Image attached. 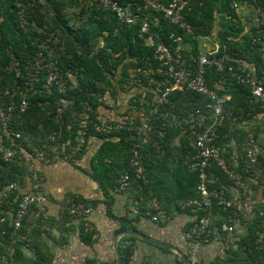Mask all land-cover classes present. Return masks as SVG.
I'll use <instances>...</instances> for the list:
<instances>
[{
  "label": "trees",
  "instance_id": "obj_1",
  "mask_svg": "<svg viewBox=\"0 0 264 264\" xmlns=\"http://www.w3.org/2000/svg\"><path fill=\"white\" fill-rule=\"evenodd\" d=\"M22 1L28 20V24L24 27L21 24L20 9L16 1L0 0L1 85L4 89L18 88L27 92L23 74H26V66L39 52H43L45 57L58 63L67 81L66 91L60 93L55 88L50 90L43 88L45 83V75H43L41 82L27 93L29 110L23 114L15 113L13 124L22 133L24 140L21 144L25 152L32 153L35 148L53 152L51 146H54L59 149L61 155H66L82 132L88 129L87 139L91 135H99L106 142L100 150L97 164L94 165L96 177H99L102 170L105 172L110 170L103 168L104 158L115 151V146L123 153V162L126 169L130 170L128 133L122 131L97 134L95 127L102 122L99 107L103 105L104 96L107 93L114 96L119 87H124L130 75L129 69L147 67L148 64L157 65L153 58L154 47L147 45L146 36H141L138 26L121 27L112 11L90 7L91 0ZM118 1L129 8L141 4L140 0ZM159 1L168 3L170 0ZM254 4L264 10V0H256ZM184 14L194 28V36H185L182 29L164 18L152 29V33L159 35L168 45L174 46L176 44L174 39L184 36L182 54L192 70L199 55V41L196 37L209 38L216 29L219 15L221 45L217 57L227 55L239 63H251L255 66L257 76H261L260 47L252 43L258 29L255 28L252 32L241 36L244 26L237 21L232 0H203L202 5L195 4ZM101 42L103 46L100 45ZM17 62L19 65L15 66ZM232 64L237 66L236 63L227 61V68ZM207 81L210 88L220 97L225 95L232 97L224 103L226 109L233 111V115L227 117L226 124L220 129L217 145L222 147L224 133L239 115V109L243 108L246 115L252 112L253 106L260 108L264 103L254 104L249 88L238 83L236 79H230L227 70L219 72L216 67H208ZM139 98L140 96L137 95V99ZM205 103L203 96L195 92L185 90L172 93L169 103L163 107L164 111H168L169 117L153 122V140L142 149L143 164L147 167L145 173L150 178V185L143 186L142 183H136L145 193L154 189V195L167 212L171 204L179 205L197 197L198 175L188 169L196 154L189 139L192 127L190 119L192 113L198 109L206 114ZM85 113H88V118L85 117ZM53 133L57 135V141L52 143L48 138ZM112 136H117L119 140L111 142L108 139ZM179 138L182 145L175 147V142ZM154 163L164 168L163 172L166 176L162 178L165 180L161 178L162 171L157 173L153 171ZM259 163L261 164L257 166L264 172L263 156H260ZM170 164L174 165L173 169ZM237 169L242 173L245 183L253 180L254 168L249 167L245 159L240 160ZM28 171L24 161L19 159L5 161L0 157V219L2 216L7 218L6 222L0 224V229L4 228L6 233L4 247H0L1 253L10 247L15 248L16 255L21 253L22 246L18 244L17 235H12L14 229L11 221L24 194L17 190L9 192L7 197H4V193L7 185L20 180ZM209 173L211 190L224 188L227 190L234 185V182L216 166H213ZM157 179H160L161 184L169 187L162 186V189L158 190ZM260 182L259 180L258 184ZM226 194L230 197L228 190ZM74 201L82 202L77 198ZM259 212H264V205L256 206L254 216L241 217V224L246 228L245 233L243 235L234 233L230 247H225L226 257L215 259L210 264H264V250L257 249L259 235L264 232V217L259 216ZM9 216L13 217L10 219ZM229 216L230 210H225L216 202L213 228L221 229L222 223L226 222ZM36 221L42 222L43 218ZM191 225L185 231L189 230ZM24 229H22L23 235L27 232ZM18 236L20 237L21 234ZM88 237L91 240V236ZM131 256L132 247H127L123 264H129ZM182 263L183 261L180 260V264Z\"/></svg>",
  "mask_w": 264,
  "mask_h": 264
},
{
  "label": "built area",
  "instance_id": "obj_2",
  "mask_svg": "<svg viewBox=\"0 0 264 264\" xmlns=\"http://www.w3.org/2000/svg\"><path fill=\"white\" fill-rule=\"evenodd\" d=\"M20 9L21 24H28L26 8L22 0H15ZM256 2V0H253ZM134 8L124 6L118 0H91L90 7H97L102 11H112L117 23L121 26H138L141 36H146V43L154 47L153 58L157 65L148 64L147 67L129 69V78L124 87L131 89L134 94L130 97V107L115 121H102L96 125L97 134H113L126 131L130 142V170L125 171L117 181V189L125 191L132 182L137 181L143 186L149 183L143 164L142 149L153 140V122L168 118V111H164L170 101V95L176 91L195 92L206 100L204 104L206 114L200 109L192 113L190 122L192 124L189 139L196 150L195 156L188 165L191 172H196L199 183L197 186V197L186 201L182 208L189 210L194 217L190 229L184 231L183 237L191 244L189 258L193 264L197 263V252L200 248L219 241L224 247L229 248L237 232L241 217L250 218L255 215L256 206L264 205V194L260 200L254 198L253 192L249 190L243 180L242 173L237 169L235 161L226 156L225 152L217 145L220 137V129L226 124L227 117H232L233 111L225 108L226 97H220L213 91L207 81V68L216 67L219 72H227L230 79H236L238 83L246 85L250 90L251 98L257 103H264V10L258 8L251 0H232V6L237 11L241 7L252 6L253 19L256 21L257 35L253 37L252 43L258 45L261 53L262 74L260 77L254 75L248 66L230 59L227 55L217 57L219 51L208 50V38L196 37L199 41L198 58L192 70L188 65L186 57L182 54L184 50L185 37L179 36L174 39V45H168L159 35L153 34L152 29L159 25L162 18L183 30L185 36H194V28L188 22L185 11L191 10L193 5H202L203 0H170L168 3L159 0H140ZM31 7L33 5L30 4ZM173 37V36H171ZM103 46V42L100 43ZM227 61L236 63L237 66L228 65ZM19 62L15 64L18 66ZM23 74L27 92L18 88L4 89L0 77V157L5 161L19 159L28 166V176L32 182L31 193L24 194L19 201L15 216L11 221L13 234L17 235V241L22 242L19 232L24 227V221L33 211L39 219L44 217L47 209V197L41 192L44 177L38 171L37 161H46L53 154L61 155L59 149L53 152L40 148L33 149L32 153L25 152L21 142L24 140L22 133L13 124L15 113H26L29 108L27 93L45 75L43 88L50 90L55 88L64 93L67 89V81L62 74L58 63L39 52L25 68ZM137 95L140 96L137 99ZM88 118V113H85ZM91 123L93 120L91 119ZM88 129H85L74 145L70 147L69 153L65 155L67 161L75 163L83 150ZM52 143L57 141V135L51 134L48 138ZM26 140V138H25ZM261 150L253 137H249L244 149V159L249 167L259 164ZM216 166L221 169L234 182L238 188L236 196L228 197L224 189L211 190L209 170ZM244 171H248L244 169ZM256 173V172H255ZM260 177V174L257 173ZM20 185L12 182L7 185L4 197L9 192L17 191ZM225 210H230V216L222 223L221 229L213 228L215 216V203ZM155 210L159 211L156 205ZM91 208L82 203L70 200L62 211L64 217L87 219L91 215ZM264 217V212H259ZM151 219L155 223L165 222L166 214L156 212ZM6 216H2L0 224L6 222ZM264 224V220H263ZM90 231L96 232L91 227ZM5 229H0V247H4ZM257 241V249L264 250V232H261ZM25 241V239H24ZM15 256V248L10 247L4 253L0 252V264H10ZM153 264V263H147Z\"/></svg>",
  "mask_w": 264,
  "mask_h": 264
},
{
  "label": "crops",
  "instance_id": "obj_3",
  "mask_svg": "<svg viewBox=\"0 0 264 264\" xmlns=\"http://www.w3.org/2000/svg\"><path fill=\"white\" fill-rule=\"evenodd\" d=\"M251 9L252 6L241 7L236 11L237 21L244 26L242 37L252 32L257 25ZM217 17L216 29L208 41H205L208 50L220 49L221 16ZM244 64L257 76L253 64ZM134 92L136 91L127 87H119L114 96L107 93L103 98V105L99 107L102 121H115L125 113L130 107V97ZM225 97L227 100L232 98L231 95ZM232 106L235 109V106ZM239 111V115L225 131L223 145L220 147L225 155L235 161L237 167L240 160L244 159L245 144L249 137L256 140L261 156L264 157V106H253L252 112L246 115L243 108ZM108 140L114 142L119 138L112 136ZM105 143L101 136L91 135L75 163L67 161L65 155L55 154L46 161L36 160L38 171L44 177L41 192L48 199L47 209L42 222L36 221L38 218L33 211L29 214L23 227L27 232L23 235L21 230L19 233L23 239L18 242L22 246L21 253L15 254L11 264H117L118 256L123 264L127 247H132L129 264H180L183 259L177 251L189 258L191 244L183 237V233L194 217L189 210L182 208L185 202L179 205L171 204L167 212L154 195V189L145 193L142 187H138L137 181L132 182L127 190L119 191L117 181L127 171V167L123 162V153L116 146L115 151L104 158L103 168L110 170H102L99 177H96L94 165L97 164L100 150ZM181 145L179 138L175 147ZM257 165L253 167L256 172L253 180L246 182V186L253 192L254 198L260 200L264 194V172ZM169 166L174 168L172 164ZM144 168L147 171L146 165ZM152 168L156 173L162 171L161 178L166 176L164 168L158 163H154ZM148 180L149 183L145 186L150 185V178ZM259 180L261 182L258 184ZM16 182L20 185V193H31L32 182L28 172ZM156 186L159 190L164 184L159 181ZM237 193L238 188L234 185L228 188L230 197L236 196ZM76 198L92 210L85 220L62 215L67 203ZM156 205L159 211L155 210ZM156 212H164L166 221L153 222L150 216ZM12 217L9 216L10 219ZM89 227L95 230L96 237ZM130 231L143 233L177 251L146 242ZM245 231L246 228L239 224L237 235H243ZM27 233L30 235L26 236ZM87 235L91 236V240ZM226 255L225 247L219 241H214L198 250L197 263L210 264L215 259L225 258ZM182 264H185L184 261Z\"/></svg>",
  "mask_w": 264,
  "mask_h": 264
},
{
  "label": "water",
  "instance_id": "obj_4",
  "mask_svg": "<svg viewBox=\"0 0 264 264\" xmlns=\"http://www.w3.org/2000/svg\"><path fill=\"white\" fill-rule=\"evenodd\" d=\"M130 233L133 234V235H135V236H137V237H139L140 239H142V240H144V241H146V242L151 243V244H154V245H157V246H161V247H166V248H168V249H172V250H174V251L176 250V249H174V248L171 247V246H168V245H166V244H164V243H161V242H159V241H156V240H154V239H151L150 237L144 235L143 233L136 232V231H130ZM176 251H177V250H176ZM177 252H178L179 255L182 257V259H183V261H184L185 264H193L192 261H191L188 257H186L184 254H182V253L179 252V251H177ZM117 264H122L121 258H120L119 256H118V259H117Z\"/></svg>",
  "mask_w": 264,
  "mask_h": 264
}]
</instances>
